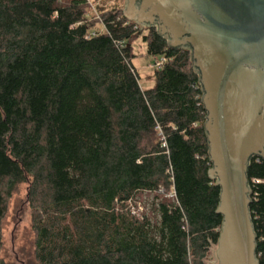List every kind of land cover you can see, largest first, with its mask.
I'll return each instance as SVG.
<instances>
[{
	"label": "trees",
	"instance_id": "16d2710c",
	"mask_svg": "<svg viewBox=\"0 0 264 264\" xmlns=\"http://www.w3.org/2000/svg\"><path fill=\"white\" fill-rule=\"evenodd\" d=\"M91 11L87 0H0V252L9 202L27 184L37 264H206L221 189L190 52L118 4ZM138 38L167 58L147 90ZM248 177L264 264V158ZM146 193L148 212L135 211Z\"/></svg>",
	"mask_w": 264,
	"mask_h": 264
},
{
	"label": "water",
	"instance_id": "95a60500",
	"mask_svg": "<svg viewBox=\"0 0 264 264\" xmlns=\"http://www.w3.org/2000/svg\"><path fill=\"white\" fill-rule=\"evenodd\" d=\"M127 20L190 52L223 222L211 264H260L248 171L264 158V0H126Z\"/></svg>",
	"mask_w": 264,
	"mask_h": 264
},
{
	"label": "rangeland",
	"instance_id": "374dc122",
	"mask_svg": "<svg viewBox=\"0 0 264 264\" xmlns=\"http://www.w3.org/2000/svg\"><path fill=\"white\" fill-rule=\"evenodd\" d=\"M125 2L126 0H90L89 5L92 8L90 16L95 14L94 8L97 4L106 7L118 4L123 9ZM97 29L102 30L103 28L98 25ZM132 46L135 54L132 61L139 74L141 87L143 90L150 89L155 84L154 58L148 54L147 44L142 38L136 39ZM173 195V191L168 194L171 198ZM27 196L28 185H21L10 200L8 212L3 221V246L0 256L6 264H37L34 257L36 232L32 226V211ZM152 200L153 194L146 193L140 198L138 206L133 209L140 213L148 212ZM216 249L217 245L211 249L206 264H211Z\"/></svg>",
	"mask_w": 264,
	"mask_h": 264
},
{
	"label": "built area",
	"instance_id": "2783aa9c",
	"mask_svg": "<svg viewBox=\"0 0 264 264\" xmlns=\"http://www.w3.org/2000/svg\"><path fill=\"white\" fill-rule=\"evenodd\" d=\"M87 1H88L89 4H91L90 0H87ZM92 7L94 8V6H92ZM94 11L96 12V7L94 8ZM137 27L141 29L140 26L137 25ZM153 58H154L153 67L155 69H161L164 66V64L167 62V58L164 57V56H161V55L153 56Z\"/></svg>",
	"mask_w": 264,
	"mask_h": 264
}]
</instances>
